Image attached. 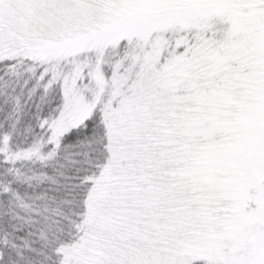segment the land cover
<instances>
[{
	"label": "snow or ice",
	"instance_id": "6c2138e0",
	"mask_svg": "<svg viewBox=\"0 0 264 264\" xmlns=\"http://www.w3.org/2000/svg\"><path fill=\"white\" fill-rule=\"evenodd\" d=\"M0 264H264V0H0Z\"/></svg>",
	"mask_w": 264,
	"mask_h": 264
}]
</instances>
